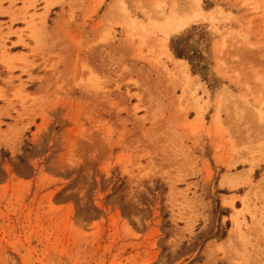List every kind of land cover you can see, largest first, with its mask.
<instances>
[{
    "label": "rangeland",
    "instance_id": "obj_1",
    "mask_svg": "<svg viewBox=\"0 0 264 264\" xmlns=\"http://www.w3.org/2000/svg\"><path fill=\"white\" fill-rule=\"evenodd\" d=\"M8 20L0 264H264V133L233 113L264 114V0H0Z\"/></svg>",
    "mask_w": 264,
    "mask_h": 264
},
{
    "label": "bare ground",
    "instance_id": "obj_2",
    "mask_svg": "<svg viewBox=\"0 0 264 264\" xmlns=\"http://www.w3.org/2000/svg\"><path fill=\"white\" fill-rule=\"evenodd\" d=\"M119 5L123 6V2L121 1L119 3ZM201 14H202L201 12L195 14L194 17L191 18V20L201 17ZM189 22H190V20L187 22L186 21L185 22H183V21L179 22V24H177L175 26L174 30H172L171 32L183 31L188 26ZM165 43H166V40L163 42V45ZM171 57H173V56L171 55ZM183 66H186V65L183 64ZM224 93L226 94L227 92H224ZM233 113H235L236 115H237V113H239V115H244V117L241 118L242 120L245 118H251L252 122H254L253 127L257 130V132L260 134L264 133V114L261 110H257L256 108L255 109L251 108L245 100L240 99V97H239V99L237 100V104L233 109ZM238 117H241V116H238ZM217 119H218V116L215 117L214 121H217ZM196 121H199V120L197 119ZM240 178H244V175H240ZM223 186L224 187L226 186L225 180H224ZM248 212H249V207H248V203L245 199L243 208L240 209L234 217V223H235L236 228L233 229L232 232L230 233L229 240H231L233 238V236L235 235V232L237 231L239 223H240V218L242 216L245 217Z\"/></svg>",
    "mask_w": 264,
    "mask_h": 264
},
{
    "label": "crops",
    "instance_id": "obj_3",
    "mask_svg": "<svg viewBox=\"0 0 264 264\" xmlns=\"http://www.w3.org/2000/svg\"><path fill=\"white\" fill-rule=\"evenodd\" d=\"M7 7V5H5L4 4V6H3V8L5 9ZM1 23V29H0V41H4L3 40V34H4V36H5V34L7 33L8 34V32L9 31H11V30H9L8 29V27H9V25H10V21L8 20V21H1L0 22ZM12 31L13 32H15L16 31V29L13 27L12 28ZM11 31V32H12ZM6 38V37H5ZM9 39V41L11 42V43H13V44H15V43H17L18 42V38H17V36L16 35H12L10 38H8ZM42 43H43V41H42ZM44 43H46V41H44ZM6 46H9V47H12V46H10L9 44H6ZM20 46V44L19 45H15L13 48H17V47H19ZM22 50L24 51V48H22Z\"/></svg>",
    "mask_w": 264,
    "mask_h": 264
},
{
    "label": "trees",
    "instance_id": "obj_4",
    "mask_svg": "<svg viewBox=\"0 0 264 264\" xmlns=\"http://www.w3.org/2000/svg\"><path fill=\"white\" fill-rule=\"evenodd\" d=\"M174 49H173V47H172V51H173ZM174 52H175V50H174ZM185 57V56H184Z\"/></svg>",
    "mask_w": 264,
    "mask_h": 264
}]
</instances>
